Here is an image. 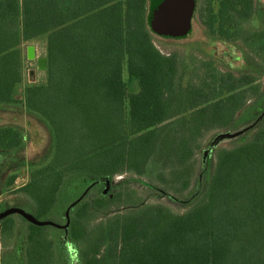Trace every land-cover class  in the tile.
Returning a JSON list of instances; mask_svg holds the SVG:
<instances>
[{
	"label": "trees",
	"instance_id": "1",
	"mask_svg": "<svg viewBox=\"0 0 264 264\" xmlns=\"http://www.w3.org/2000/svg\"><path fill=\"white\" fill-rule=\"evenodd\" d=\"M204 2L200 16L211 34L241 35L242 28L228 33L224 24L257 13L253 0H220L216 14ZM151 29L148 0H0V107H21L50 135L49 162L17 190L36 219L61 226L75 203L66 228L18 215L26 222L21 231L13 215L2 218L1 247L7 240L14 246L0 264H264V124L248 142L218 152L215 176L205 190L196 182L181 214L139 201L124 215L113 213L123 193L81 185L157 172L186 189L202 137L228 126L247 101L249 75L219 72L183 85L176 55L154 46ZM246 34L264 49V32ZM38 39L45 81L25 85L17 97L20 46ZM24 147L22 128L0 126L1 155ZM97 217L105 220L92 225Z\"/></svg>",
	"mask_w": 264,
	"mask_h": 264
},
{
	"label": "rangeland",
	"instance_id": "2",
	"mask_svg": "<svg viewBox=\"0 0 264 264\" xmlns=\"http://www.w3.org/2000/svg\"><path fill=\"white\" fill-rule=\"evenodd\" d=\"M195 1V0H194ZM208 1V0H207ZM220 0H210V7L215 12ZM257 13L242 21L239 17L234 22L229 20L224 24L228 33L242 28V34L230 37L226 35L211 34L203 24L205 13L209 4L204 0H196L197 9L193 13L191 28L181 35H169L157 30L150 32L154 46L163 55L175 54L178 62V71L181 82L202 84L210 81L216 73L230 72L233 76L249 75L247 101L235 115L233 121L225 128L210 129L200 140V146L194 152L188 162L189 185L184 190H179L180 179L172 183L158 179L157 172L146 173L143 176L126 171L116 176L110 184L107 192L111 194L123 193V198L115 204L113 213L126 214L130 208V201H139L147 204H161L176 214L185 212L191 204L185 201L192 196L198 180L205 190L215 176L217 169V155L221 150L231 151L248 142L264 124V49L258 46V39L254 44L246 33L257 34L264 32V0H253ZM200 3L201 5L200 8ZM200 13L204 15L200 16ZM259 16V17H258ZM218 23L214 24L217 29ZM224 32V30H223ZM23 68L22 84L17 87L16 95L21 97L25 85L40 84L45 81V71L37 67V57H45L44 40L38 39L20 46ZM33 50L35 56L28 57L29 50ZM15 125L24 131L25 147L15 153L0 154V214L10 208H20L32 214L33 204L31 200L17 189L30 180L31 173L44 167L49 162L50 135L39 120L19 106L0 107V126ZM165 179L172 180L169 174ZM12 182L10 183V181ZM105 181L87 179L81 185L89 182H99V190H105ZM10 183V184H8ZM87 190V189H86ZM14 191V192H11ZM86 191H84L85 193ZM15 219L16 229H26V222L21 220L18 214H12ZM113 215V214H112ZM1 220V219H0ZM96 218L92 225L104 221ZM52 221V220H51ZM61 223L60 218L54 219ZM6 247L0 244V255L11 250L14 246L12 240L6 241ZM72 264H77L73 259Z\"/></svg>",
	"mask_w": 264,
	"mask_h": 264
},
{
	"label": "water",
	"instance_id": "3",
	"mask_svg": "<svg viewBox=\"0 0 264 264\" xmlns=\"http://www.w3.org/2000/svg\"><path fill=\"white\" fill-rule=\"evenodd\" d=\"M194 9V0H148V14L151 24L157 31L169 35L185 34L191 28ZM31 53L32 50L30 49L28 53L29 58H32ZM37 67L39 70H46L45 57L37 59ZM109 186L110 183L106 180L103 194L107 193ZM74 204L75 203H72L70 207ZM69 208L65 212L67 222L64 226H61L51 220H38L33 215L28 214L20 208H10L3 211L0 214V219L12 214H18L29 223L36 226L49 225L66 228L68 225Z\"/></svg>",
	"mask_w": 264,
	"mask_h": 264
},
{
	"label": "crops",
	"instance_id": "4",
	"mask_svg": "<svg viewBox=\"0 0 264 264\" xmlns=\"http://www.w3.org/2000/svg\"><path fill=\"white\" fill-rule=\"evenodd\" d=\"M31 55H32V56H35V54H34L33 50H32V53H31ZM38 58H40V57H37V59H38Z\"/></svg>",
	"mask_w": 264,
	"mask_h": 264
}]
</instances>
